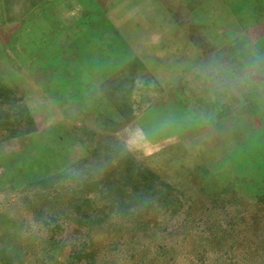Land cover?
Returning <instances> with one entry per match:
<instances>
[{"label": "rangeland", "instance_id": "374dc122", "mask_svg": "<svg viewBox=\"0 0 264 264\" xmlns=\"http://www.w3.org/2000/svg\"><path fill=\"white\" fill-rule=\"evenodd\" d=\"M77 113L135 119L184 205L152 241L15 198L0 264H264V0H0V134Z\"/></svg>", "mask_w": 264, "mask_h": 264}, {"label": "crops", "instance_id": "0c3cea01", "mask_svg": "<svg viewBox=\"0 0 264 264\" xmlns=\"http://www.w3.org/2000/svg\"><path fill=\"white\" fill-rule=\"evenodd\" d=\"M30 122L28 131L1 129V244L24 237L22 220L5 208L15 198L21 209L31 205L52 214L47 220L96 221L107 234L127 224L128 232L152 241L160 230L154 209L167 217L169 206L184 205V188L170 168L161 171L151 152L129 140L128 126L135 119L86 120L79 113L53 117L43 126L34 117ZM144 137L152 141L151 134ZM56 205L58 210L51 211Z\"/></svg>", "mask_w": 264, "mask_h": 264}]
</instances>
